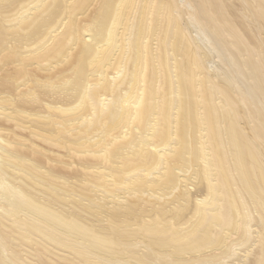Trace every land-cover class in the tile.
<instances>
[{
  "label": "bare ground",
  "instance_id": "1",
  "mask_svg": "<svg viewBox=\"0 0 264 264\" xmlns=\"http://www.w3.org/2000/svg\"><path fill=\"white\" fill-rule=\"evenodd\" d=\"M0 264H264V0H0Z\"/></svg>",
  "mask_w": 264,
  "mask_h": 264
},
{
  "label": "rangeland",
  "instance_id": "2",
  "mask_svg": "<svg viewBox=\"0 0 264 264\" xmlns=\"http://www.w3.org/2000/svg\"><path fill=\"white\" fill-rule=\"evenodd\" d=\"M209 67H211V70H213L215 68V66L212 64H210Z\"/></svg>",
  "mask_w": 264,
  "mask_h": 264
}]
</instances>
